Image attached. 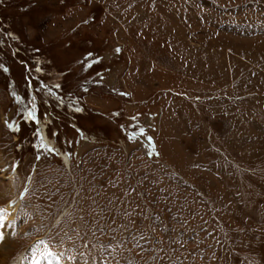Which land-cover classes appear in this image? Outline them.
I'll list each match as a JSON object with an SVG mask.
<instances>
[{
    "label": "rangeland",
    "instance_id": "rangeland-1",
    "mask_svg": "<svg viewBox=\"0 0 264 264\" xmlns=\"http://www.w3.org/2000/svg\"><path fill=\"white\" fill-rule=\"evenodd\" d=\"M0 209V264H264V0H0Z\"/></svg>",
    "mask_w": 264,
    "mask_h": 264
},
{
    "label": "snow or ice",
    "instance_id": "snow-or-ice-1",
    "mask_svg": "<svg viewBox=\"0 0 264 264\" xmlns=\"http://www.w3.org/2000/svg\"><path fill=\"white\" fill-rule=\"evenodd\" d=\"M28 115H29L30 117H32V116H33V113H29ZM3 215H4V210H3V209H0V218H2ZM3 239H4V236H3L2 233H0V242H2ZM37 264H39V262H37Z\"/></svg>",
    "mask_w": 264,
    "mask_h": 264
},
{
    "label": "bare ground",
    "instance_id": "bare-ground-1",
    "mask_svg": "<svg viewBox=\"0 0 264 264\" xmlns=\"http://www.w3.org/2000/svg\"><path fill=\"white\" fill-rule=\"evenodd\" d=\"M62 159L64 160V163H65L66 167L70 166V161H69V159L67 158L66 155L63 154L62 155Z\"/></svg>",
    "mask_w": 264,
    "mask_h": 264
}]
</instances>
